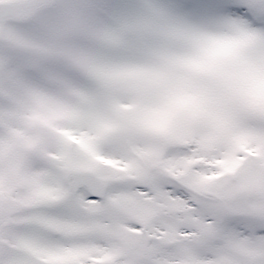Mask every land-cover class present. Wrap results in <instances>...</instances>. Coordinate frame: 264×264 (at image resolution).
<instances>
[{"label": "snow or ice", "instance_id": "6c2138e0", "mask_svg": "<svg viewBox=\"0 0 264 264\" xmlns=\"http://www.w3.org/2000/svg\"><path fill=\"white\" fill-rule=\"evenodd\" d=\"M0 264H264V0H0Z\"/></svg>", "mask_w": 264, "mask_h": 264}]
</instances>
